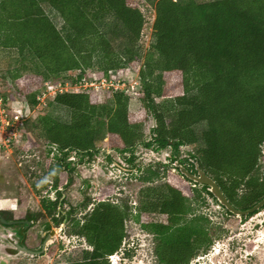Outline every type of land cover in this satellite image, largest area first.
Masks as SVG:
<instances>
[{
    "label": "trees",
    "instance_id": "1",
    "mask_svg": "<svg viewBox=\"0 0 264 264\" xmlns=\"http://www.w3.org/2000/svg\"><path fill=\"white\" fill-rule=\"evenodd\" d=\"M148 1L155 4L156 17L154 42L145 51L147 17L141 0H0V49L15 60L0 75V93L13 116H24L38 104L46 82L58 84L71 72L79 71L70 77L74 86L90 69L98 71L97 80L113 72L119 79L128 70L139 75L134 95L113 88L58 92L51 103L69 110L68 121L49 113L25 119L22 139L30 121L59 158L47 168L58 194L55 200H42L49 214L63 212L58 185L64 173L71 184L76 164L87 156L91 161L106 136L109 147L132 167H137L140 144L171 148L170 165L179 172L173 180L142 188L137 210L101 200L83 219L73 216L75 208L55 218L58 223L68 219L70 232L90 248L61 264H111L110 256L124 245L128 219L154 235L159 264H188L206 253L218 230L195 203L204 192L220 202L208 185L184 175L176 160L193 172L198 162L238 208L248 209L264 198V0ZM45 4L61 15V28ZM1 77L10 84L6 91ZM133 98L142 104L140 111L131 110ZM14 101L21 103L20 111L13 109ZM144 112L156 120L150 140L145 139ZM203 122L206 127L198 131ZM184 146L191 152L183 158ZM73 152L81 155L75 164L69 160ZM159 176L148 168L142 180L153 183ZM182 179L195 186L184 187Z\"/></svg>",
    "mask_w": 264,
    "mask_h": 264
},
{
    "label": "rangeland",
    "instance_id": "2",
    "mask_svg": "<svg viewBox=\"0 0 264 264\" xmlns=\"http://www.w3.org/2000/svg\"><path fill=\"white\" fill-rule=\"evenodd\" d=\"M142 8L147 17V26L144 30L142 47L146 51L154 42L153 25L156 17L155 4L148 0H141ZM183 3L189 0H179ZM206 2L211 0H196ZM47 13L55 24L61 28L63 18L50 5L45 4ZM13 53L0 49V75L15 65ZM137 70H128L122 78L126 83L132 84L139 80ZM96 69L87 71L88 79L97 81L99 78ZM79 71L68 73L61 82L63 90H75L70 77H76ZM117 77V73H112ZM3 91L8 90L10 84L4 83L1 77ZM43 89V88H42ZM41 89V90H42ZM44 91V90H43ZM36 106L25 110L24 119L34 120L39 113H49L52 116L68 121L70 112L67 108L51 103L54 95L41 94ZM131 110L140 111L142 104L133 98ZM145 139L152 137L151 129L156 125L154 117L144 112ZM32 124H27L24 138L11 149L0 152V213L4 219H24L32 223L27 227L29 245L38 249L44 238V233L56 229V233L48 242L43 254L32 255L19 253L12 257H4L3 246L7 244L6 235L9 231L19 229L20 225L9 227L0 222V262L4 258L9 264H61L79 258L82 249L89 248L85 239L71 233V224L68 219L58 223L55 218L61 219L72 208H75L74 217L83 219L87 212L101 200H111L118 204H128L137 210L140 203V192L149 184H160L166 180L174 179L179 174L177 169L170 165L171 148L162 150L148 148L144 144L136 147V165L132 167L123 155L112 150L108 145V137L98 142V151L93 159L76 164L73 173V182L68 184V176L64 177L58 185V190L63 191L64 207L62 213L49 214L42 206V200H55L58 196L57 189L53 186L54 178L47 172L48 166L56 165L58 157L53 152L52 144L37 135L32 129ZM206 127L203 122L197 126L198 131ZM55 151V150H54ZM191 148L184 146L180 157H188ZM81 155L71 153L69 160L74 164L79 162ZM113 158L114 162L111 160ZM121 166H120V165ZM164 164H168L165 167ZM148 168L158 170L160 176L153 183L142 180ZM261 172L264 176V158L261 162ZM173 174V175H172ZM183 186L193 188V183L182 179ZM45 183L47 185H45ZM201 188L200 185H198ZM85 204H87L85 206ZM199 213L209 216L212 225L216 226L218 233L214 242L205 253H200L188 264H264V208L248 216L229 214L206 192L195 203ZM160 218V216H158ZM127 237L122 250L110 256L111 264H159L156 256V240L153 234L144 230L139 222L134 219L126 221ZM90 249V248H89Z\"/></svg>",
    "mask_w": 264,
    "mask_h": 264
},
{
    "label": "built area",
    "instance_id": "3",
    "mask_svg": "<svg viewBox=\"0 0 264 264\" xmlns=\"http://www.w3.org/2000/svg\"><path fill=\"white\" fill-rule=\"evenodd\" d=\"M61 86H64L62 82L58 84L46 82L44 91L41 94H46V91H48V93L55 95L58 92L69 90H63ZM138 86L139 80L128 85L122 78L116 79L115 77H103L97 81H92L85 77L78 85H73L75 90L80 88L93 90L113 88L114 90H123L131 95L137 94ZM39 98L40 96L38 95ZM12 107L14 110L20 111L22 105L19 101H14ZM24 121L22 113L21 115L13 116V112L8 109L5 103L4 96L0 93V152L11 149L13 145L15 146L17 142L19 143L22 140Z\"/></svg>",
    "mask_w": 264,
    "mask_h": 264
},
{
    "label": "water",
    "instance_id": "4",
    "mask_svg": "<svg viewBox=\"0 0 264 264\" xmlns=\"http://www.w3.org/2000/svg\"><path fill=\"white\" fill-rule=\"evenodd\" d=\"M175 165L179 167L181 172L184 175H186L188 178H190L192 181L197 182L201 185H208L210 191L219 200L220 204L225 206L233 214H236L238 216L248 215L250 213L255 212L256 210L261 209L264 206V198H262L258 203H256L254 206L248 209L238 208L229 200V198L226 196L219 183L212 176H210L203 168H201L198 162H196L195 165L197 172H193L192 170H189L179 160L175 161ZM1 221L6 222V220L3 218L1 219ZM55 233H56V229H53L52 235H54ZM50 239H51V235L44 240L42 249L40 251H34L24 246H18V248L14 251V253L26 252L28 254H33V255L43 253L46 250L47 244L50 241Z\"/></svg>",
    "mask_w": 264,
    "mask_h": 264
},
{
    "label": "flooded vegetation",
    "instance_id": "5",
    "mask_svg": "<svg viewBox=\"0 0 264 264\" xmlns=\"http://www.w3.org/2000/svg\"><path fill=\"white\" fill-rule=\"evenodd\" d=\"M1 215L2 214L0 213V222L1 223L5 224L9 227H13L15 225L21 226L19 229L11 230L6 235H4V237L6 238L5 240L7 241V244H5L3 246V250H2V253L5 255L4 257H12L16 254L22 253V252L14 253V251L18 248V246H24V247H28V248L32 249L29 245L30 238H29V235L27 234V230H28L27 227L32 223V221L24 220V219H12V220L5 219L6 222H2L1 219L3 217ZM52 231H53V229L49 230L48 233H44V238L41 242L40 247L38 249H32V250L40 251L42 249L44 240L50 235L52 238V236H53ZM24 253H26V252H24ZM40 254H43V253H40ZM9 263H10V261L6 258L1 260V262H0V264H9Z\"/></svg>",
    "mask_w": 264,
    "mask_h": 264
}]
</instances>
